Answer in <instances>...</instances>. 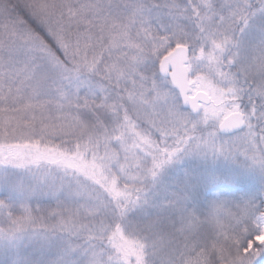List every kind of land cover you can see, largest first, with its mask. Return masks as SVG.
Instances as JSON below:
<instances>
[{"label":"snow or ice","instance_id":"obj_1","mask_svg":"<svg viewBox=\"0 0 264 264\" xmlns=\"http://www.w3.org/2000/svg\"><path fill=\"white\" fill-rule=\"evenodd\" d=\"M0 264H264V0H0Z\"/></svg>","mask_w":264,"mask_h":264}]
</instances>
